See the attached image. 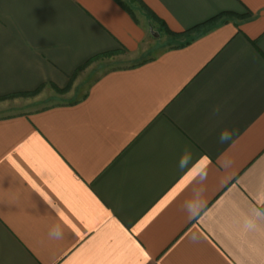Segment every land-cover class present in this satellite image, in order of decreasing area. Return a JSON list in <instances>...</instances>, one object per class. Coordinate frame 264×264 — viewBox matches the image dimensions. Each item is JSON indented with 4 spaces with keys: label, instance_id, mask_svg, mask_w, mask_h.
<instances>
[{
    "label": "crops",
    "instance_id": "obj_1",
    "mask_svg": "<svg viewBox=\"0 0 264 264\" xmlns=\"http://www.w3.org/2000/svg\"><path fill=\"white\" fill-rule=\"evenodd\" d=\"M142 1L174 32L241 17L160 44L134 0H0V100L72 90L0 114V264H264V0Z\"/></svg>",
    "mask_w": 264,
    "mask_h": 264
},
{
    "label": "clouds",
    "instance_id": "obj_2",
    "mask_svg": "<svg viewBox=\"0 0 264 264\" xmlns=\"http://www.w3.org/2000/svg\"><path fill=\"white\" fill-rule=\"evenodd\" d=\"M236 134V129H224L220 132L219 136L217 137V142L219 144H231L233 142V138ZM193 160V153L190 148L185 147L178 162L177 168L183 173L187 171V169L191 166V162ZM203 164L202 167L190 174V180L193 183V187L191 189V198L184 200L181 209L183 212L186 213L187 218L189 221L199 219L202 215L203 211L205 210L207 201L205 199V192L206 189L203 187L204 182L207 180L208 176V166L210 164V160L204 156L202 158ZM222 162V166H227L230 162L224 160L221 157L218 162ZM199 182L197 185L196 182ZM256 216H264V212L257 210ZM254 221H249V226H253ZM50 237L54 239H59L62 237V231L59 226L52 228L49 232ZM193 241L197 239L195 235L192 237Z\"/></svg>",
    "mask_w": 264,
    "mask_h": 264
},
{
    "label": "rangeland",
    "instance_id": "obj_3",
    "mask_svg": "<svg viewBox=\"0 0 264 264\" xmlns=\"http://www.w3.org/2000/svg\"><path fill=\"white\" fill-rule=\"evenodd\" d=\"M149 16V15H148ZM149 20V38L154 43H166V39L169 37V35L165 32V30L157 24L156 21H152L150 17H148ZM197 34V33H195ZM195 34L187 37L180 38L181 40L185 41L186 39L192 38V36H195ZM69 89V90H68ZM66 90H57L52 87H47L44 89H41V91L34 95L29 96H15L7 99L0 100V114L2 113H8L10 111L9 107H13L18 105H30L32 108H38L46 105H52L57 104L61 101H67L71 98L70 95L72 94L70 88ZM12 109V108H11ZM16 110H21L20 108H13Z\"/></svg>",
    "mask_w": 264,
    "mask_h": 264
},
{
    "label": "trees",
    "instance_id": "obj_4",
    "mask_svg": "<svg viewBox=\"0 0 264 264\" xmlns=\"http://www.w3.org/2000/svg\"><path fill=\"white\" fill-rule=\"evenodd\" d=\"M134 1L137 2L147 12V14L149 15V17L152 21H156L165 30V32L169 36L175 37V38H182V37L191 36L195 33H198L200 31L204 30L205 28H207L211 24H214L220 20L225 19L226 17H241V15L233 13V12H222V13L210 18L206 22L198 24V25H196L192 28H189L183 32H174V31L170 30L168 28V26L165 24V22L163 20H161L150 8H148L142 0H134ZM192 37H194V36H192ZM186 40H188V39H186ZM61 91H63V90H61ZM35 93H37V92L25 93V95H34Z\"/></svg>",
    "mask_w": 264,
    "mask_h": 264
},
{
    "label": "snow or ice",
    "instance_id": "obj_5",
    "mask_svg": "<svg viewBox=\"0 0 264 264\" xmlns=\"http://www.w3.org/2000/svg\"><path fill=\"white\" fill-rule=\"evenodd\" d=\"M201 164H203V161L201 162Z\"/></svg>",
    "mask_w": 264,
    "mask_h": 264
}]
</instances>
